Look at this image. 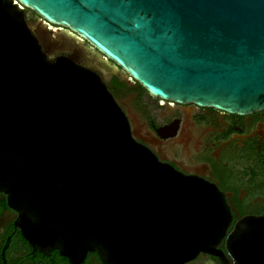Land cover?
I'll list each match as a JSON object with an SVG mask.
<instances>
[{
    "label": "water",
    "instance_id": "1",
    "mask_svg": "<svg viewBox=\"0 0 264 264\" xmlns=\"http://www.w3.org/2000/svg\"><path fill=\"white\" fill-rule=\"evenodd\" d=\"M91 68L154 98L263 111L264 0H0V190L26 240L105 264L212 252L224 197L159 162ZM246 237H264V220L240 221L227 244L259 264Z\"/></svg>",
    "mask_w": 264,
    "mask_h": 264
},
{
    "label": "flooded vegetation",
    "instance_id": "2",
    "mask_svg": "<svg viewBox=\"0 0 264 264\" xmlns=\"http://www.w3.org/2000/svg\"><path fill=\"white\" fill-rule=\"evenodd\" d=\"M24 19L35 23L38 17L24 10ZM91 70L99 74L132 132L159 162L214 185L224 197L230 213L224 236L212 252L201 251L183 264H237L227 247L236 225L247 218L264 220V110L237 114L179 104L151 97L133 80ZM19 216L0 190V264H105L96 252L71 259L56 249L33 246L22 234ZM243 242L246 257L258 255L259 264H264V237H246ZM253 243L260 246L250 248Z\"/></svg>",
    "mask_w": 264,
    "mask_h": 264
}]
</instances>
